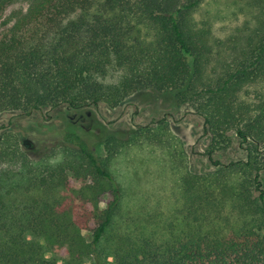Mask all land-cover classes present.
Masks as SVG:
<instances>
[{
    "label": "trees",
    "instance_id": "1",
    "mask_svg": "<svg viewBox=\"0 0 264 264\" xmlns=\"http://www.w3.org/2000/svg\"><path fill=\"white\" fill-rule=\"evenodd\" d=\"M144 92L246 158L193 173L165 119L103 157L75 132L35 156L1 137L0 264H264V0H0V114Z\"/></svg>",
    "mask_w": 264,
    "mask_h": 264
},
{
    "label": "rangeland",
    "instance_id": "2",
    "mask_svg": "<svg viewBox=\"0 0 264 264\" xmlns=\"http://www.w3.org/2000/svg\"><path fill=\"white\" fill-rule=\"evenodd\" d=\"M160 119H165L171 132L182 141L193 173L215 171L216 166L211 161L226 164L246 158L245 146H240L233 134L228 148L215 151L209 156L207 151L211 138L204 132L201 117L195 114L192 107L176 104L170 94L155 92L135 94L124 99L115 108L100 104L81 110H71L65 106L52 110L43 109L28 116L3 113L0 114V138L9 136L21 150L35 156L44 147L60 144L65 132H75L97 156L103 157V140L106 137H125L136 127ZM262 153L260 159L264 160V150ZM261 180L264 189V169ZM110 199L109 193L101 196L98 208L105 209ZM83 234L89 238L88 233ZM58 256L63 258L64 254ZM230 264L240 263L233 261Z\"/></svg>",
    "mask_w": 264,
    "mask_h": 264
}]
</instances>
